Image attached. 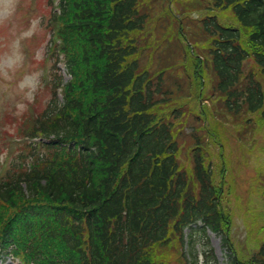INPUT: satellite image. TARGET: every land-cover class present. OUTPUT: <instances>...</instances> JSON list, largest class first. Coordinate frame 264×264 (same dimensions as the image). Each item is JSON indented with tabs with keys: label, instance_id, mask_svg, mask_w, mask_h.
<instances>
[{
	"label": "trees",
	"instance_id": "1",
	"mask_svg": "<svg viewBox=\"0 0 264 264\" xmlns=\"http://www.w3.org/2000/svg\"><path fill=\"white\" fill-rule=\"evenodd\" d=\"M141 1L58 2L55 33L70 79L63 99L52 96L23 130L73 146L29 148L0 177V251L10 247L25 264L186 263V226L201 220L223 232L222 187L195 129L185 131L176 96L179 86L203 85L226 109L257 111L264 124V0H211L230 22L204 17L196 47L180 51L185 65L167 80L137 61L150 22ZM182 138L187 164L177 159ZM223 242L233 250L226 235ZM231 264H264V242Z\"/></svg>",
	"mask_w": 264,
	"mask_h": 264
},
{
	"label": "rangeland",
	"instance_id": "2",
	"mask_svg": "<svg viewBox=\"0 0 264 264\" xmlns=\"http://www.w3.org/2000/svg\"><path fill=\"white\" fill-rule=\"evenodd\" d=\"M183 1L187 8L180 4ZM197 2L199 3L196 4ZM210 3L209 0L175 1L174 11L181 20L183 17L190 38L188 18H191L195 24L196 19L206 12L204 10L205 5L210 6ZM42 5V0H0V124L4 110L10 109L15 112L22 109L24 105H27V98L32 97L40 80H47L52 76L50 72L47 74L52 59L44 60V64L42 63L44 48L47 45L45 39L49 37L46 29L49 8L47 5L45 6V1L44 6ZM25 8H27L28 17L26 18V26L23 28ZM168 24L169 19L163 21L165 27ZM149 33V30L146 31V34L139 38V42L141 45L151 46L144 50L146 52L145 61L151 60L153 65L159 67L165 64V61L163 52L160 50L163 46L158 43L165 41V38L162 40L160 37L158 43H153L150 38L154 36ZM6 37L8 40H3ZM183 38L188 44V38ZM152 53L151 57L149 54ZM181 62L179 59L175 60L178 65ZM60 68L59 73H65V69ZM65 75L64 79H68V75L66 73ZM195 93V90L191 88L190 95L188 94L190 101L187 103L194 112H198L210 120L221 137L222 154L218 164L213 163L212 176L216 181H223V203L227 208H229L227 205L231 204L230 207L235 210L231 229L232 237L237 249L245 256L242 249L245 253L247 250H254L256 240H261L264 236V232L259 230L264 225V197L259 195L257 191L258 187L264 185L263 134L255 126L245 124L244 120L252 125L254 123L252 118L243 117V114L239 116L234 114L237 118L244 119L241 124H238L235 122L236 118L230 114H221L219 112L221 111L220 102L215 99L207 100L204 107H200L195 103L198 101L193 100ZM15 127L16 125L12 124L5 131H0V153L2 148L8 146L7 136L14 132ZM206 133L207 131L203 129L199 131L204 148L210 151L206 152L208 158L210 159L213 155V160L217 162L216 151L219 150V147L215 142L208 141ZM244 214H248V216L259 221V224L253 228L256 235L253 240L248 236L252 230L249 227V217H245ZM208 236L209 238L206 240L197 233L194 235V243L196 244L194 249L200 261L204 257L203 253L209 252L208 250L211 249L218 264H228V257L225 256L227 251L221 244V237L211 232L208 233ZM207 242L208 244H206ZM2 264L12 263L9 260Z\"/></svg>",
	"mask_w": 264,
	"mask_h": 264
}]
</instances>
